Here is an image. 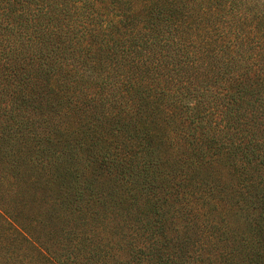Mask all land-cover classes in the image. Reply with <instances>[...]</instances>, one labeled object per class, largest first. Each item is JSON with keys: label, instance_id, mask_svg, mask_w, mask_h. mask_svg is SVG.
<instances>
[{"label": "trees", "instance_id": "16d2710c", "mask_svg": "<svg viewBox=\"0 0 264 264\" xmlns=\"http://www.w3.org/2000/svg\"><path fill=\"white\" fill-rule=\"evenodd\" d=\"M0 264H264V0H0Z\"/></svg>", "mask_w": 264, "mask_h": 264}]
</instances>
